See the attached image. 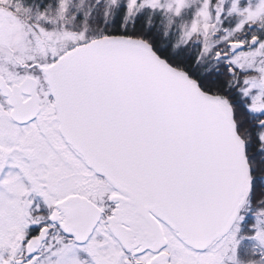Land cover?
<instances>
[{
	"label": "snow or ice",
	"instance_id": "1",
	"mask_svg": "<svg viewBox=\"0 0 264 264\" xmlns=\"http://www.w3.org/2000/svg\"><path fill=\"white\" fill-rule=\"evenodd\" d=\"M0 264H264V0H0Z\"/></svg>",
	"mask_w": 264,
	"mask_h": 264
}]
</instances>
